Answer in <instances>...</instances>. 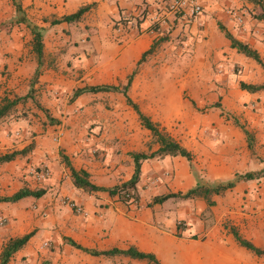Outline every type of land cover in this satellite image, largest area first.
<instances>
[{"label":"crops","instance_id":"crops-1","mask_svg":"<svg viewBox=\"0 0 264 264\" xmlns=\"http://www.w3.org/2000/svg\"><path fill=\"white\" fill-rule=\"evenodd\" d=\"M19 1L27 22L42 28V70L37 77V87L42 90L41 103L49 108L51 116L56 119H59L56 109L63 89L69 92L73 88L83 86L85 82L87 85L123 82L135 68L142 52L151 46L158 35L157 29L155 30L149 21H146V17L135 24L132 23V19L123 17L121 6L118 5L119 0H91L88 2V4L94 2L91 10L85 12L78 21L55 24H50V20L69 14L60 11L65 3L64 0ZM145 1L133 0L132 4L123 8L132 15L140 7L139 3L143 4ZM211 1L214 0H198L204 9L203 13L198 14L192 25V27L198 24L203 25L204 40L198 46H207L208 54L215 46L229 48L228 40L221 33L227 41L222 39L220 31L216 30L218 28L213 17L215 12L212 11L218 4L212 7ZM4 7L3 0H0V9ZM100 10L111 15L106 22V26L110 29L106 30L105 43L107 45H111V39L120 41L118 37L114 36L113 29L117 24L115 25L113 22L130 19V23L122 22L126 27L125 44L113 46L110 56L100 55L102 51L106 50V47L110 46H101L104 40L102 37L98 40L99 28L91 21L84 22L85 17L89 15L92 17ZM13 15L12 11L7 14L1 11L0 23L4 19H10ZM216 17L219 18V15ZM82 22L93 28L91 35L97 40L96 45L98 46H93V43L84 48L71 45L70 38L72 36L69 27L75 25V28L79 30V24ZM18 24L19 27L15 26L10 29L9 36L5 35V42H0V69L5 67V70L10 72L11 82L27 80L37 67L36 56L31 46H22V41H28L31 37L25 26L26 22ZM221 24L236 39L247 43L258 52L261 50L259 46H255L247 39L246 32L241 31L240 34L232 30L228 22L223 21ZM22 36L23 38H21ZM1 37L2 32L0 31ZM9 37L12 38V41ZM95 55L97 61L90 58L91 56L95 58ZM137 82H139L138 77L134 76L130 85L131 92H134ZM260 83H264V80ZM239 90L242 98L247 100L261 98L264 95V89L254 93ZM47 94L51 95V98H47ZM84 94L87 93H82L73 102L81 103L86 98ZM86 111H88L87 107H81L83 114ZM145 113L151 118L157 119L148 111ZM29 116L28 114L19 119H9L5 116L0 120V126L6 123L0 131V155L20 150L30 143L32 144V147L24 155L0 163V196H8L22 187L42 189L43 194L37 198L28 196L15 202H0V250L7 239L21 236L31 230L37 232L41 228L47 237L42 241H37L36 244L32 243V237H30L25 245L13 253L6 264H36L37 253L49 261L47 264H115L113 262L121 261L125 264L136 260L119 255L105 257L92 256L83 252L80 254L77 252L78 249L68 244L66 238L87 248H125L133 245L141 251L156 252L158 246L157 243L154 244L157 240L156 234H163L164 227L163 223L155 218L156 204L146 206V203L150 202L151 197L156 194L183 193L192 188L196 183V177L191 171L189 161L181 156L170 155L144 159L140 164L139 178L135 185L138 200L134 205H125L115 201V197H110L104 192L87 193L74 187L70 181L69 171L61 161L59 154L66 155L75 169L86 170L93 183L112 186L127 180L133 171L131 157L126 153L130 151L150 153L157 148L156 143H151V148L147 151L143 144L132 139L114 144L111 139L93 140L92 145L96 148H110V155L114 162L106 167L86 159L85 156L88 155L87 152L90 151L91 146L87 141L70 140V142H65L61 136L54 143L46 138V134H49L52 128L56 129L55 132H60L58 131L59 124H53L52 128L47 127L43 137L36 135L31 137V140L28 138V133L33 131L35 126L33 121L29 120ZM102 116L106 117L105 120H109L108 118L111 117L97 111L96 120ZM46 126L48 125L46 124ZM253 126L251 125V127ZM96 127L105 129L106 124L102 123ZM254 130L256 131L257 128ZM253 137L254 154H250L248 151L240 129H231L228 134H225L223 140L202 141L191 147L195 156L193 162L198 172L201 173L199 178L201 177L206 183L227 181L231 180L235 173L243 174L261 169L264 166V159L261 162L258 157L263 155L264 135L255 132ZM61 148L64 151L60 150L59 152ZM119 159L124 160L126 164L123 173L121 165H117ZM40 168L47 170L43 179H37L35 174ZM93 170H96V174ZM103 171H108V173L104 174ZM248 192L264 196V176L239 180L233 187L226 189L221 194L211 195L210 199L214 201L212 206H207L200 197L177 200L176 208L183 217L174 215L171 219L173 229L165 234L169 238L162 237L169 242H173L175 239L181 240L178 246L182 248V258L186 264H250V260H246L249 257L246 256V252L249 251L244 248L245 252L234 250V246L236 245L237 248L238 245L231 235L229 233L227 235L220 234V230L226 232L224 226L220 225L223 219L229 220V223L234 225L239 232H245L243 229L245 225L253 228L261 227L264 202L253 205L254 209L251 208V205L245 209L239 207L241 196H246ZM64 200H72L75 205L81 208L82 213H75L64 203ZM189 207L190 209H187ZM205 208L211 209L214 215L209 225L204 229L196 215ZM177 218L186 221L183 223L185 225L183 230L187 231V234L180 231L183 234L180 237L175 235L177 230L175 220ZM149 227L155 229L157 232L155 236ZM199 232L203 235V239L189 237L190 234ZM43 242L50 244L51 248L41 247ZM183 246L185 250H183Z\"/></svg>","mask_w":264,"mask_h":264},{"label":"rangeland","instance_id":"rangeland-1","mask_svg":"<svg viewBox=\"0 0 264 264\" xmlns=\"http://www.w3.org/2000/svg\"><path fill=\"white\" fill-rule=\"evenodd\" d=\"M64 1L65 3L60 8L62 13L74 12L81 4L91 2V0ZM132 2L133 0H119L118 5L121 6L122 16L132 19L133 24L141 22L143 17H146V21L148 20L151 26L156 22V32L158 33L156 38L161 37V39L157 40L158 44L154 46V49L142 58L134 68L135 70L133 69V77H138L139 82L135 84L134 92L130 91V82L126 93L137 104L143 114L148 116L151 121L158 123L159 127L191 153L192 157L191 161H189L191 171L196 178L203 181L201 177L199 178L201 173L198 172L193 162L195 156L192 153L191 147L202 141L223 140L225 134H228L231 129H240L234 124V119L252 134L259 132L264 135V95L254 100L243 99L238 88L239 81L247 83L262 82L264 80V72L253 60L236 52L234 49L227 48L226 46H215L212 47L210 54H208L207 46H198L204 40V36L202 35L203 25L198 24L193 27L192 25L198 14L203 13V6L200 7V12L197 15L186 18L182 17L179 12L169 11L168 0H146L143 4L139 3L140 7L138 10L130 15L123 7L132 4ZM3 3L5 7L0 9V12L2 11L5 14L10 11L14 12V15L10 19H4L0 23V31L2 32L0 42L4 43L5 35L9 36L10 29L15 26L19 27V24L15 22L19 14L14 11L11 0H3ZM217 4L218 6L214 7ZM210 5L214 7L212 12H215L213 16L215 21L221 23L223 21L228 22L232 30L239 33L244 31L248 34L245 35L247 39L255 46L260 47L261 50L258 53L264 62V19L259 20L255 18V15L260 12L259 7L248 0H214L211 1ZM23 15L25 17L24 11ZM217 15H219V18L216 17ZM110 17V14L107 15L104 10H100V12L92 15V17L89 15L84 19V22L91 21L99 28L100 35L98 36V40L100 37L104 40L101 46H110L106 47V50L102 51L100 55L110 56L113 46H117L118 44L123 45L127 39L125 35L126 27L122 22L130 23V19L113 20V24H117L116 28L113 29L114 36L118 37L120 41L117 42L111 39V45L105 43L106 30L109 29L106 26V22ZM69 28L71 29L72 37L70 41L72 46H82L84 48L92 43L93 46H98L96 45L97 40L91 35V30L93 29L91 26L84 25L82 22L79 24V30L75 28V25ZM216 30L219 32L218 29ZM27 31H29V28ZM219 34L222 39L226 40L221 32ZM9 39L12 41V38L9 37ZM22 46H31L30 39L22 41ZM90 58L97 61L96 55L95 58L93 56ZM31 76L27 80L11 82L10 72L5 70V67L0 69V77H2L0 80V103L2 98L12 99L15 96L26 94L31 89L30 97L15 105L6 115L9 119H19L28 114L30 115L29 120L33 121L35 129L28 133V138L36 135L44 136L47 127L59 124L58 131L60 132H55L56 129L51 127L52 129L45 137L54 143L61 136H63L65 142H70V140L87 141L91 146L90 151L87 152L88 155L85 156L86 159L89 162L92 161L94 164H102L106 167L114 162L110 155V148H96L92 145L93 140L111 139L114 144L122 140L132 139L135 142L139 141V143L143 144L147 148V151L151 148V143H154L150 132L140 126L135 113L125 103L120 91L126 82L127 76L123 82L101 83L118 85V91L100 92L97 94L87 93L84 94L86 98L81 103H74L70 100L71 92L74 88L69 92L63 89L56 109V112L59 113V119L52 117L49 108L41 103L42 90L37 87V80L31 83ZM84 85H87L86 82ZM46 96L47 98H51L49 94ZM39 106L45 108L47 114L56 120V122L50 123L46 117L47 114ZM81 107H87L88 111L83 114ZM97 111L106 113L109 115L108 117H111L108 118L109 120H105L106 117L102 116L96 120ZM146 111L161 120L151 118L150 115L145 113ZM102 123L106 124L105 129L96 127ZM5 124L0 126V131ZM251 125L254 126L251 127ZM254 128H257V130L255 131ZM60 150L64 151L63 148L59 149V152ZM262 153V157H258V160L261 162L264 159V148L262 149ZM117 165H121V172L123 173L126 165L125 161L119 159ZM93 172L96 174V170H93ZM103 172H105L104 174L108 173V171ZM179 199L182 198L173 197L155 205V208H157L155 210V218L157 221L163 223L164 233L159 235L156 234L157 232L154 228H149L152 234L154 236L156 234L157 237L154 244L157 243L156 245L158 246L156 252L152 253L160 264H186L182 258V248L178 246L181 240L175 239V241L169 242L164 238L168 236L165 234L173 229L171 224L172 217L176 216V214L179 217H183L176 208V203ZM65 201L73 202L72 200ZM115 201L124 204L117 197H115ZM239 202V207H243V209L249 208L250 205L254 209L257 203L261 204L264 202V196L248 192L246 196H241ZM129 204L134 205L135 202L132 201ZM187 209H190V207ZM213 215L211 209L205 208L196 215V218L205 229L211 222ZM262 216L261 227L253 228L252 226L245 225L243 228L245 232H239L243 237L251 240L252 243L259 247H264V211ZM184 222L186 221L182 218L175 220V224H179L182 228H185ZM227 224H230L229 220H221V226ZM176 231L180 233V236L187 234V231L181 228H178ZM180 231H183V234ZM222 233L224 235L228 234L227 231L223 232L220 230V234ZM194 235L195 239H203V235L200 232ZM31 237L32 243L36 244L37 241H42L47 235L40 228ZM235 246L234 250L245 252L243 248L238 246L236 248ZM50 248L51 245L47 243L46 249ZM183 250H185L184 246ZM77 252L80 253L82 251L79 250ZM246 256H249L246 260H250V264H264V257H258L249 252H246ZM215 259L217 258L215 257ZM76 261L78 260L76 259ZM47 262L49 261L43 255L37 253L36 264H47ZM113 263L124 264L122 261ZM131 263L148 264L144 260L137 259L131 260Z\"/></svg>","mask_w":264,"mask_h":264},{"label":"trees","instance_id":"trees-1","mask_svg":"<svg viewBox=\"0 0 264 264\" xmlns=\"http://www.w3.org/2000/svg\"><path fill=\"white\" fill-rule=\"evenodd\" d=\"M255 6L259 7L260 12L255 15L256 19H264V1L263 0H248ZM11 4L14 8V11L19 14V17L15 20L16 23L19 22H26V26L29 28V32L31 35L30 41H31V49L34 52L37 60V67L35 68L33 74H32V80L31 83H34L37 80L38 75L41 73V60H42V42H41V31L42 28L38 27L35 24H31L27 22L23 15V10L21 8V4L19 0H11ZM94 5V2L89 4H84L78 7V9L72 13L65 14L60 16L59 18L50 20V24H55L59 22H73L78 21L80 17L90 10V8ZM217 28L219 31L223 34V36L228 40L229 42V48L234 49L236 52L244 55L247 58H250L253 60L256 64H258L261 69L264 72V62L262 58L260 57L258 51L248 45L245 42H242L238 39H236L225 27L221 24V22L216 21ZM152 27L157 29V24L154 22L152 24ZM160 38H155L151 44L144 52H142L140 58L136 62V66L139 64V62L142 60V58L147 54L150 53L154 46L158 44L157 40ZM135 66V67H136ZM135 70V69H134ZM134 70L127 75L126 82L121 87L120 91L124 97L125 103L131 107L133 112L135 113L138 122L141 127L148 130L151 134V138L153 139V142L157 144V148L150 152V153H144V152H137V151H130L128 155L131 157L132 164H133V171L130 175V177L122 181L118 184H114L112 186H101L93 183L89 179V173L84 169H75L68 158L63 155L59 154L61 161L64 163V165L67 167L69 171V177L72 185L78 189H81L87 193H95V192H104L110 197H117L120 201H122L124 204H129L132 201L135 203L138 200V195L136 194V183L139 178V171H140V164L144 159L151 158V157H162L164 155H170V156H181L185 158L187 161H191V153L181 146L177 141H175L171 136H169L161 127H159L158 123L153 122L150 120L148 116L143 114L136 103H134L130 97L127 95V88L131 82V79L134 75ZM238 88L241 90H244L248 93H254L260 90L264 89V83H247L244 81L238 82ZM119 86L113 85V84H95V85H83L81 87L74 88L71 92L70 100L74 101L76 97L81 95L82 93H97V92H112V91H118ZM31 89L24 94V95H18L13 97L12 99L8 98H2V101L0 103V120L5 117L18 103L23 102L25 99L29 98L31 93ZM38 104V102H36ZM38 106V105H37ZM40 109L47 114V110L41 106H39ZM49 119L50 123H55L56 120L51 118L48 114L46 116ZM234 124L237 125L240 130L242 131L246 147L250 154H254V137L253 134L247 130L243 125L238 124L237 120L234 119ZM32 147V144H28L27 146L23 147L20 150H13L8 153H4L0 155V163L10 161L14 159L16 156L24 155L30 148ZM264 161V160H263ZM264 176V166L255 172H245L243 174L235 173L234 177L231 180L227 181H214L213 183H206L198 178H196L195 185L188 189L187 191L181 193V192H168V193H161L156 194L151 197L150 202L146 203V206H150L152 204L156 203H162L168 198L172 197H178V198H195L200 197L202 198L207 206L214 205V201L210 199L211 195H217L221 194L226 189H229L234 186L235 182L239 180H249ZM43 194L42 189H29L26 187L19 188L14 193L8 195V196H0V202H15L21 198L24 197H34L37 198ZM176 228H181L179 224L176 225ZM226 231L231 235L234 242L244 248L245 250L249 251L255 256L258 257H264V247H259L252 243L249 239L243 237L238 229L232 225L227 224L224 226ZM34 230H31L27 233L22 234L18 237H12L7 239V241L4 243L0 250V264H6L14 252L19 250L25 243L28 241V239L33 235ZM176 236H180V233L178 231L175 232ZM190 238H195V235L192 234L189 236ZM66 241L74 247L75 249H78L84 253H87L92 256H105V257H111L115 255L124 256L130 259H137V260H144L148 264H160L159 261L156 259L153 253L151 252H145L137 249L133 245H129L125 248H118V247H111L108 249H96V248H87L82 247L79 244L75 243L73 240L66 238Z\"/></svg>","mask_w":264,"mask_h":264},{"label":"built area","instance_id":"built-area-1","mask_svg":"<svg viewBox=\"0 0 264 264\" xmlns=\"http://www.w3.org/2000/svg\"><path fill=\"white\" fill-rule=\"evenodd\" d=\"M201 4L198 0H168V9L171 12H179L182 17H192L200 12ZM35 172V171H34ZM47 173L46 169L40 168L35 172L37 179H43ZM73 211L77 214H81L82 210L79 206L75 205L73 202H68L64 200ZM41 247L46 248L47 242H43Z\"/></svg>","mask_w":264,"mask_h":264}]
</instances>
